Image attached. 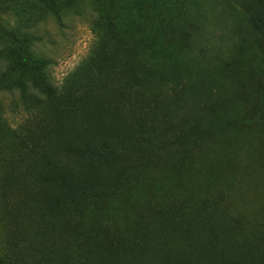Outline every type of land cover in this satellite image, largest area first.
Listing matches in <instances>:
<instances>
[{
    "label": "rangeland",
    "instance_id": "1",
    "mask_svg": "<svg viewBox=\"0 0 264 264\" xmlns=\"http://www.w3.org/2000/svg\"><path fill=\"white\" fill-rule=\"evenodd\" d=\"M150 3L0 0V184L29 117L23 107H33L32 92L47 98L29 44L50 61L48 74L59 86L88 56L96 19L107 48L125 57L135 75L131 88L123 85L103 99L116 98L113 113L127 121L124 105L134 102L145 134L133 159L138 165L148 154L157 160L121 194L127 213L117 212L118 201H104L109 218L114 211L117 226H128L131 236L149 206L186 194L209 211L195 225L207 229L213 219L206 244L221 248L226 264H264V0ZM54 12L64 14L59 23ZM22 82L34 91L21 95ZM187 210L169 213L175 224L167 233H174L176 250L195 228ZM5 228L0 222L4 250Z\"/></svg>",
    "mask_w": 264,
    "mask_h": 264
},
{
    "label": "trees",
    "instance_id": "2",
    "mask_svg": "<svg viewBox=\"0 0 264 264\" xmlns=\"http://www.w3.org/2000/svg\"><path fill=\"white\" fill-rule=\"evenodd\" d=\"M63 16L53 15L57 23ZM91 25L95 41L88 56L59 86L48 74L50 61L34 52V44L28 46L47 98L21 83V95L31 89L34 101L33 107H23L29 117L23 120L18 146L7 157L1 179L0 222L6 225L7 251L0 249V264H13L15 259V264H226L224 251L206 244L213 219L207 229L195 225L205 223L209 211L186 194L149 206L145 220L131 225V236L128 226H117L114 211L109 218L104 201H118L117 212L127 213L121 194L157 160L148 154V161L138 165L133 159L142 152L145 134L136 122L140 113L134 102L124 105L132 120L127 121L113 113L119 104L116 98L103 99L104 93L123 85L132 87L135 75L125 57L107 48L96 19ZM4 76L0 67V81ZM187 209L194 213L190 224L195 228L176 250L171 244L174 233H167L175 224L169 213ZM181 224L192 229L187 222Z\"/></svg>",
    "mask_w": 264,
    "mask_h": 264
}]
</instances>
